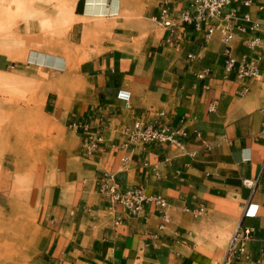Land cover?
<instances>
[{
    "label": "crops",
    "instance_id": "1",
    "mask_svg": "<svg viewBox=\"0 0 264 264\" xmlns=\"http://www.w3.org/2000/svg\"><path fill=\"white\" fill-rule=\"evenodd\" d=\"M66 1L74 17L97 14L88 0ZM159 1L146 8L153 23L141 41L94 33L73 55H86L79 67L88 71L92 89L84 101L55 109L74 145L58 152L50 171L35 168L23 203L37 233L28 255L34 247L41 264H264V55L259 61L245 44L250 34L264 42V0L231 4L257 23L254 33L236 30L230 42L235 57L245 53L257 63L256 76L225 69L218 31L205 35V25L197 30L176 19L187 0H166L174 25L161 26L154 19ZM109 3L103 0L104 10ZM73 29L79 39L68 37L69 43L78 45L81 21L75 19ZM44 52L43 62L28 55L26 62L41 72L65 70L60 46ZM10 64L14 60L0 53V70ZM161 111L179 143L120 145L125 125L152 123ZM84 125L104 138L90 154L81 147ZM104 171L114 173L119 191L140 186L161 195L166 207L149 199L132 214L110 203L98 191ZM198 207L203 210L194 215ZM3 209L0 204L2 211L8 205ZM236 229L241 232L228 252Z\"/></svg>",
    "mask_w": 264,
    "mask_h": 264
},
{
    "label": "rangeland",
    "instance_id": "2",
    "mask_svg": "<svg viewBox=\"0 0 264 264\" xmlns=\"http://www.w3.org/2000/svg\"><path fill=\"white\" fill-rule=\"evenodd\" d=\"M60 2L62 3L63 0H47L49 9L57 7ZM64 2L70 7L73 18L81 21V42L78 45L71 43L75 52L86 47L89 42H93L94 33H101L102 38L106 36L108 39H110L111 34H117L122 39L137 42L145 38L152 29L153 21L149 20L146 15V8L152 3V0H131L132 7H130V0H120L119 13L102 17L84 14L74 17L73 5L66 0ZM20 9V6L14 5V3L9 6L7 0H0V28L3 27V24H7L11 15L16 13L19 16ZM1 23L3 24L1 25ZM20 23L18 21L17 24ZM38 29L36 25L32 26L28 33L22 31L20 36L29 37L27 35L29 34L36 37L35 35L40 32ZM54 30L57 36L60 30L57 26ZM67 35L68 40H70L68 37L79 39L75 29L72 30V25ZM58 38L59 36H57ZM44 57L42 55L40 59L44 61ZM85 57V54H81L74 58L68 65L67 71L69 73L67 75L65 74L67 73L66 69L41 72L38 66L28 64L26 58L14 59L15 65L10 64L3 70L4 74L11 72L17 74L32 73L37 76L40 74L62 75L63 79L57 91L47 89L40 97L35 95L34 85L40 83L41 77L31 80L18 79L12 82H6L0 78V204L4 207L3 210L8 205V210H0L2 215H0V230H5L3 233L0 232L1 264H29V262L41 264V259L34 247L29 255L27 253L31 247V242L36 241L37 233L33 218L29 210H24L23 203L28 194L31 176L35 168L47 166L50 171L54 167L58 152L74 145L75 140L71 131L58 115L59 110L55 111V109L59 107L62 109L72 102L84 101L90 94L92 89L87 81L88 71H83L79 67V63ZM35 81L37 83H34ZM13 147L27 151V156L22 158L14 155L10 150ZM13 179L14 183L18 182V184H15L11 193ZM19 218H26L29 224L22 225L21 221H18ZM16 227L17 229L19 227V231ZM8 229L11 232L8 233ZM4 247L7 248V251H2Z\"/></svg>",
    "mask_w": 264,
    "mask_h": 264
},
{
    "label": "built area",
    "instance_id": "3",
    "mask_svg": "<svg viewBox=\"0 0 264 264\" xmlns=\"http://www.w3.org/2000/svg\"><path fill=\"white\" fill-rule=\"evenodd\" d=\"M234 1L238 0H187V7L180 10L175 17L183 25L193 24L194 28L197 30H201L203 27L202 25H205V35H210L214 31H218L221 41L224 44L222 54L224 56L225 69H235L239 76H256L260 71L257 63L247 60V55L245 53L241 54L238 58L232 54L230 42L234 38L236 30H248L254 33L257 29V23L252 21L247 12L242 15L237 14V8L231 6ZM248 1L249 0H244V3ZM157 8L154 19L161 26L171 29L174 25L175 17H173L169 11L167 1H159ZM245 44L249 49L257 53V58L260 61L262 55H264V42H262L261 37L257 34H250L245 39ZM189 56H191V54H189ZM162 116L163 112L161 111L158 113L159 118L155 119L152 123H146L136 119L132 123L125 125L122 128V134L125 136V139L120 145L125 147L128 143L137 141L146 143L172 141L179 143L175 137L176 131L170 129L168 125L161 122L160 118ZM84 131L86 135L81 147L85 153L90 154L96 150L99 144L103 142L104 138L101 133L88 131L86 125H84ZM181 133L183 134V132ZM98 191L106 196L110 203H120L132 214L140 210L142 203L149 199L154 200L162 209L167 205L165 199L161 195H147L140 186L128 189L124 192L119 191L115 175L112 172L104 171L98 176ZM202 210V207H198L192 209L191 212L197 215L200 214ZM163 219L164 221H168L166 212H163ZM240 232L239 229H236L232 234L227 248L228 252L232 251V243L237 236H239ZM242 234L248 235L249 229H243Z\"/></svg>",
    "mask_w": 264,
    "mask_h": 264
},
{
    "label": "bare ground",
    "instance_id": "4",
    "mask_svg": "<svg viewBox=\"0 0 264 264\" xmlns=\"http://www.w3.org/2000/svg\"><path fill=\"white\" fill-rule=\"evenodd\" d=\"M58 1H61V0H58ZM119 1L120 0H111V3H109L106 7V10H104L103 0H88V2H89L88 6L90 7L88 10L92 11V12H97V14H95V15L94 14H89V15L86 14V16L102 17V16H106V14L104 15V13H103L104 11H106L108 13V11H110V10L112 11L111 15L117 14V13H119ZM7 2L9 3V6H12L13 3L16 6H20L21 12L19 13V16H17L16 13L13 14V16L11 15V17H9L6 25L1 23V25L3 24V27L0 28V53L7 55V57L11 60L19 59V58L23 59V58H26V55H28V58L31 60H36L37 62H43V60H41L40 57L42 55L45 56L44 51H46V50L56 51V47L60 46V48H61V50H63L65 58L67 60L66 61V68H65L67 71L68 65L71 63L74 52H75L74 51L75 49L71 46V43H69V40L67 39V36H68L67 33H68V31L72 25L71 22H73V20H75V18H73L72 14H71L70 7H68L67 3L64 2V0H63V2L62 3L60 2V4L57 7L49 9L48 4H47V0H7ZM130 4H129L130 7H132L131 0H130ZM85 10H87V9H85ZM18 21H20L21 23L17 24ZM35 25L37 26V28H39L38 30L40 31V32H38V35H35L36 37H33L29 34H27L29 37L20 36V33H22V31H23V33L24 32L28 33V31H30L32 29V26H35ZM56 26L60 30L59 33L57 34V36H59L58 39L56 36V32L54 30V28ZM61 36L63 38H60ZM55 65H56V63H55ZM68 73H69V71H67V73H65V74L67 75ZM36 77L37 78L41 77V81L36 86L34 84H32V85H34L35 95L40 96V97L44 94V92L47 89L57 91L58 86H59L60 82H62V79H63L62 75L48 76L45 74H40L37 76V75H34L32 73L17 74V73H11V72H7L4 74L3 70H0V78L2 80H5L6 82H12V81H15L18 79H22V80L30 79L31 80V79H34ZM64 79H65V77H64ZM38 82H39V80H38ZM34 83H37V82L35 81ZM10 150L16 156L18 155L19 157L21 156L22 158L27 156V151L21 150L19 148L13 147V148H10ZM19 219L20 220H18V221H21L22 225L29 224V222L26 218H19ZM0 221H1V219H0ZM18 223L19 222H17V224ZM17 224H15V225H17ZM7 226H6V228H7ZM12 229H13V227H12ZM16 229H17V227H16ZM17 230L19 231V227ZM4 231L0 230L1 233H3ZM9 232H11V230L8 229V233ZM6 233H7V231H6ZM10 240H12V239H10ZM14 241H16V240H14ZM20 242H21V240H20ZM1 243L3 244V242H1ZM14 244H16V243H14ZM6 249L7 248L4 247L2 249V251L6 250ZM27 253H28V251H27ZM10 258H11V256H10ZM10 260H12V259H10Z\"/></svg>",
    "mask_w": 264,
    "mask_h": 264
}]
</instances>
